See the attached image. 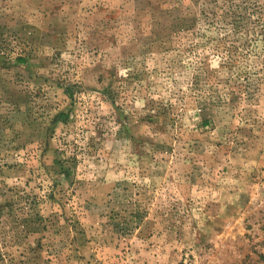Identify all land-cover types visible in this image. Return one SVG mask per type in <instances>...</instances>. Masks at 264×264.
Listing matches in <instances>:
<instances>
[{
    "label": "rangeland",
    "instance_id": "374dc122",
    "mask_svg": "<svg viewBox=\"0 0 264 264\" xmlns=\"http://www.w3.org/2000/svg\"><path fill=\"white\" fill-rule=\"evenodd\" d=\"M194 3L0 0L1 264H264V90L203 103Z\"/></svg>",
    "mask_w": 264,
    "mask_h": 264
},
{
    "label": "trees",
    "instance_id": "16d2710c",
    "mask_svg": "<svg viewBox=\"0 0 264 264\" xmlns=\"http://www.w3.org/2000/svg\"><path fill=\"white\" fill-rule=\"evenodd\" d=\"M194 4L197 8L189 7L186 16L182 18V29L186 37L190 40L194 36L202 39V36H198L200 33L195 32L196 26L202 23L211 31L214 29L219 32L216 38L203 41L205 47H202L207 57L200 56L197 61L198 73L195 78L197 84L204 85L201 91H205L206 86L217 87L212 90L215 95L204 99L208 101L203 103L211 104L219 91L230 98L237 90L246 94L264 90V0H195ZM194 39L190 42V51L200 47L198 42L194 43ZM207 44H211L209 51ZM209 53L218 60L216 68L207 63ZM213 78H216L215 85H210ZM162 114L172 121L171 112L169 117L166 116V110ZM159 116L155 114L153 118L156 120ZM205 122L204 125L208 124V121ZM5 257L0 242V264Z\"/></svg>",
    "mask_w": 264,
    "mask_h": 264
}]
</instances>
